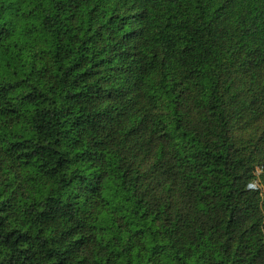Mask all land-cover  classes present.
I'll list each match as a JSON object with an SVG mask.
<instances>
[{
    "label": "trees",
    "instance_id": "trees-1",
    "mask_svg": "<svg viewBox=\"0 0 264 264\" xmlns=\"http://www.w3.org/2000/svg\"><path fill=\"white\" fill-rule=\"evenodd\" d=\"M0 264H264V0H0Z\"/></svg>",
    "mask_w": 264,
    "mask_h": 264
},
{
    "label": "rangeland",
    "instance_id": "rangeland-1",
    "mask_svg": "<svg viewBox=\"0 0 264 264\" xmlns=\"http://www.w3.org/2000/svg\"><path fill=\"white\" fill-rule=\"evenodd\" d=\"M260 173H261V169L257 168L256 174L259 175ZM253 184H254V188H251V189H254V190L258 189L260 186L258 180L254 181Z\"/></svg>",
    "mask_w": 264,
    "mask_h": 264
},
{
    "label": "built area",
    "instance_id": "built-area-1",
    "mask_svg": "<svg viewBox=\"0 0 264 264\" xmlns=\"http://www.w3.org/2000/svg\"><path fill=\"white\" fill-rule=\"evenodd\" d=\"M250 189L251 188H254V184L253 183H251V184H249V186H248Z\"/></svg>",
    "mask_w": 264,
    "mask_h": 264
}]
</instances>
